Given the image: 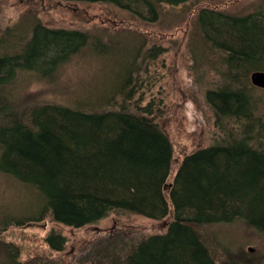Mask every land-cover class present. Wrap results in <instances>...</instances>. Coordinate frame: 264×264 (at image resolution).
Returning <instances> with one entry per match:
<instances>
[{
  "label": "trees",
  "instance_id": "16d2710c",
  "mask_svg": "<svg viewBox=\"0 0 264 264\" xmlns=\"http://www.w3.org/2000/svg\"><path fill=\"white\" fill-rule=\"evenodd\" d=\"M61 1L110 3L154 21L162 6L190 0ZM196 22L205 44L220 52L222 73L230 81L208 89L206 101L218 123L232 118L242 124L239 135L226 142L184 155L171 181L172 144L150 116V107L139 106L143 92L138 98L133 58L118 74L116 89L94 98L96 105L93 99L74 105L49 101L24 109L14 107L9 92L3 94L10 81L28 70L51 78L82 47L99 41L83 30L35 22L18 50L0 51V173L37 200L27 216L2 217L0 229L10 219L21 224L25 218L44 217L81 227L120 210L169 221L163 232L137 242L115 241L113 253L98 247L90 264L243 263L230 236L219 242L214 237L232 222H245L264 234V114H255L257 103L249 93V81L250 88L258 87L251 73L264 71V7L235 14L205 5ZM159 50L148 47L146 56L156 57ZM42 240L50 250H60L66 242L53 231ZM16 246L0 238L2 264H30L20 261Z\"/></svg>",
  "mask_w": 264,
  "mask_h": 264
},
{
  "label": "rangeland",
  "instance_id": "374dc122",
  "mask_svg": "<svg viewBox=\"0 0 264 264\" xmlns=\"http://www.w3.org/2000/svg\"><path fill=\"white\" fill-rule=\"evenodd\" d=\"M205 5L245 14L263 8L264 0H190L162 6L154 21L142 20L103 2L0 0L1 52L18 50L35 22L49 28L83 30L90 34V39L99 41L82 47L51 78L32 75L35 70L20 72L3 94L10 93L15 108L26 109L49 101L74 105L80 100H94L109 90L113 92L119 84L120 71L135 61L140 91L133 97L139 98L143 92L139 106L150 107V116L170 139L173 155L168 181H171L184 155L226 142L239 135V123L242 124L232 118H220L218 123L205 98L208 89L230 82L222 73L225 70L220 52L205 44L196 22L198 9ZM151 46L158 47L160 52L148 58L145 49ZM249 84L252 85L250 81ZM250 85V97L257 103L255 114H264V88ZM93 100L96 105L98 100ZM115 100L121 103L123 99L118 96ZM36 203L29 189L0 173V219L27 216ZM26 219L21 224H14L12 219L4 227L1 224L0 238L17 245L20 261L30 264H90L98 247L107 246L113 253L115 241L137 242L144 235L163 232L169 221V217L152 219L120 210L81 227L63 225L49 217ZM51 231L65 236L62 249L50 250L42 240ZM227 235L235 245L237 259L243 262L238 264H264L262 232L245 222H232L217 231L215 241ZM3 254L0 252V264Z\"/></svg>",
  "mask_w": 264,
  "mask_h": 264
},
{
  "label": "water",
  "instance_id": "95a60500",
  "mask_svg": "<svg viewBox=\"0 0 264 264\" xmlns=\"http://www.w3.org/2000/svg\"><path fill=\"white\" fill-rule=\"evenodd\" d=\"M251 80L256 86L264 88V71L258 70L251 73ZM248 250H252V248L249 247Z\"/></svg>",
  "mask_w": 264,
  "mask_h": 264
}]
</instances>
